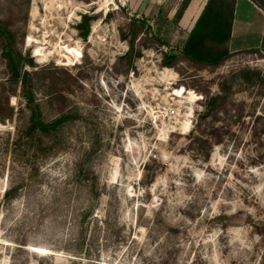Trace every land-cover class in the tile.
Wrapping results in <instances>:
<instances>
[{
	"label": "rangeland",
	"instance_id": "1",
	"mask_svg": "<svg viewBox=\"0 0 264 264\" xmlns=\"http://www.w3.org/2000/svg\"><path fill=\"white\" fill-rule=\"evenodd\" d=\"M51 1L0 0L28 72L0 36V264H264V11L238 2L252 38L222 65L169 68L208 0L178 27L184 0Z\"/></svg>",
	"mask_w": 264,
	"mask_h": 264
},
{
	"label": "trees",
	"instance_id": "2",
	"mask_svg": "<svg viewBox=\"0 0 264 264\" xmlns=\"http://www.w3.org/2000/svg\"><path fill=\"white\" fill-rule=\"evenodd\" d=\"M257 5L255 0H252ZM191 0H184L181 8L175 15L172 23L179 26V23L190 5ZM236 0H208L193 29L185 33L186 37L181 42L176 51H167L163 53L162 65L164 67H174L180 59L190 61L197 65L216 68L227 61L235 52L248 46V36H234L233 23L235 20ZM258 6V5H257ZM259 7V6H258ZM260 8V7H259ZM95 18L88 15H82L77 29L80 31V37L86 40L90 34V25ZM149 26L144 21L131 18L128 24L127 33L122 34V39L128 43V51L124 55V59L133 67L134 60L143 56L142 49L136 47V40L140 35L145 36L149 30ZM148 30V31H147ZM0 36L6 39L4 45V58L8 62L11 71V80L21 83L25 88L27 86L28 72L23 71V58L21 53L14 49L10 34L0 27ZM160 46L169 48V43L162 40L159 36L151 34ZM142 37L140 38V41ZM238 40H242L241 42ZM146 46H144L145 48ZM248 50V49H246ZM264 50V46H262ZM255 52L260 51L255 49ZM60 120L52 125L39 124V128L43 132H49L50 127H56L60 124ZM208 157V155H207ZM9 195V193H7Z\"/></svg>",
	"mask_w": 264,
	"mask_h": 264
},
{
	"label": "crops",
	"instance_id": "3",
	"mask_svg": "<svg viewBox=\"0 0 264 264\" xmlns=\"http://www.w3.org/2000/svg\"><path fill=\"white\" fill-rule=\"evenodd\" d=\"M240 0H237L236 1V5L235 6H237L238 5V2H239ZM191 10V7H188L187 8V10L185 11V13H184V15H183V17H182V20H186L185 18H187V13L189 12ZM237 10L235 9V20L237 19ZM200 16V15H199ZM199 16L198 17H196L195 18V23H196V21L198 20V18H199ZM234 20V21H235ZM187 22V21H186ZM195 25V24H194ZM232 34L235 36V32H234V23H233V31H232Z\"/></svg>",
	"mask_w": 264,
	"mask_h": 264
},
{
	"label": "bare ground",
	"instance_id": "4",
	"mask_svg": "<svg viewBox=\"0 0 264 264\" xmlns=\"http://www.w3.org/2000/svg\"><path fill=\"white\" fill-rule=\"evenodd\" d=\"M50 3H51V5H53V1L50 0ZM29 40H31V38H29ZM67 51H68V49H67ZM41 54H42V50H41V49H37V50H36V55H41ZM192 96H193V94L190 93V94H189V97L186 98V99L191 100V99H192ZM188 127H189V123L186 122V123L184 124V128H188Z\"/></svg>",
	"mask_w": 264,
	"mask_h": 264
},
{
	"label": "water",
	"instance_id": "5",
	"mask_svg": "<svg viewBox=\"0 0 264 264\" xmlns=\"http://www.w3.org/2000/svg\"><path fill=\"white\" fill-rule=\"evenodd\" d=\"M257 5L260 7L262 11H264V0H255Z\"/></svg>",
	"mask_w": 264,
	"mask_h": 264
}]
</instances>
